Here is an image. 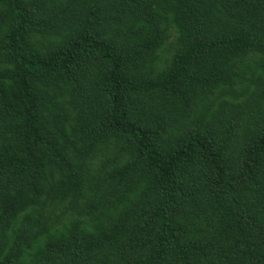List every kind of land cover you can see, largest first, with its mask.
I'll use <instances>...</instances> for the list:
<instances>
[{
	"label": "trees",
	"instance_id": "16d2710c",
	"mask_svg": "<svg viewBox=\"0 0 264 264\" xmlns=\"http://www.w3.org/2000/svg\"><path fill=\"white\" fill-rule=\"evenodd\" d=\"M0 264H264V0H0Z\"/></svg>",
	"mask_w": 264,
	"mask_h": 264
}]
</instances>
